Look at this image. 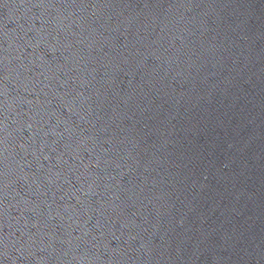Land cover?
<instances>
[{"label":"water","instance_id":"obj_1","mask_svg":"<svg viewBox=\"0 0 264 264\" xmlns=\"http://www.w3.org/2000/svg\"><path fill=\"white\" fill-rule=\"evenodd\" d=\"M0 264H264V0H0Z\"/></svg>","mask_w":264,"mask_h":264}]
</instances>
